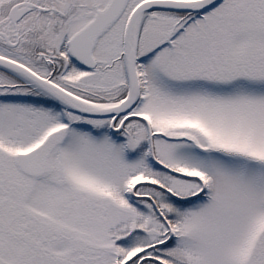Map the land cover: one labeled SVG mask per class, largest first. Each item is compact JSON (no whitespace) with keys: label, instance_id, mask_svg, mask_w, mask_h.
I'll return each mask as SVG.
<instances>
[{"label":"snow or ice","instance_id":"1","mask_svg":"<svg viewBox=\"0 0 264 264\" xmlns=\"http://www.w3.org/2000/svg\"><path fill=\"white\" fill-rule=\"evenodd\" d=\"M0 264H264V0H0Z\"/></svg>","mask_w":264,"mask_h":264}]
</instances>
